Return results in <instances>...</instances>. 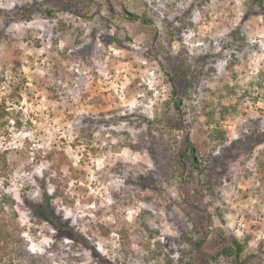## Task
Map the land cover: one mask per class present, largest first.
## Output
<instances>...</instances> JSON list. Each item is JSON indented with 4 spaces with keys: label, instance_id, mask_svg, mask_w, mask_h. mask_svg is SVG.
Returning a JSON list of instances; mask_svg holds the SVG:
<instances>
[{
    "label": "rangeland",
    "instance_id": "obj_1",
    "mask_svg": "<svg viewBox=\"0 0 264 264\" xmlns=\"http://www.w3.org/2000/svg\"><path fill=\"white\" fill-rule=\"evenodd\" d=\"M34 1L55 16L0 18V218L24 250L13 264H231L211 258L232 238L242 264H264V143L245 144L264 132L253 0H0V10ZM187 137L198 169L180 158ZM45 196L98 258L36 217L30 205ZM13 248L0 243V260Z\"/></svg>",
    "mask_w": 264,
    "mask_h": 264
},
{
    "label": "trees",
    "instance_id": "obj_2",
    "mask_svg": "<svg viewBox=\"0 0 264 264\" xmlns=\"http://www.w3.org/2000/svg\"><path fill=\"white\" fill-rule=\"evenodd\" d=\"M253 4L258 6L261 14L264 15V0H253ZM110 9L111 12H113L114 9L113 5H110ZM55 14L56 11L54 9L45 8L42 5H39L38 1H34L33 3H27L22 6L13 8L11 9V11L8 12H6L5 10H0V18L3 17L2 15H5V17L7 18H13L16 19L17 21H27V22L31 21L35 17H40V16H46L48 18H52L55 16ZM126 16L134 21L139 19L138 15L129 13L128 11H126ZM172 80H173L172 84H174L175 86L173 89V93L176 95L178 94V86L175 83V78H173ZM182 103H183L182 99H177L174 102V106L179 113L181 111ZM229 112L230 109L226 107L220 108V115L222 116V120L226 119V116L229 114ZM205 114L207 117V123L211 124V122L214 121L216 114L214 102L208 104V107L205 108ZM7 115H8L7 102L3 100L0 102V128H2L6 124L5 119ZM262 143H264V132L262 133L259 132L258 134H255L253 137H250L245 140V144L251 145V148H253L255 145H259ZM196 152H197L196 145L190 140V137H187L185 149L184 151H181L179 153L180 158L184 160V157H187L188 160H191L193 167L198 169L200 167V162L196 157L197 156ZM30 207L34 211L37 218H39L41 221L49 222L54 227L55 231L59 235V236L57 235V238H60L61 235H66V239L73 241L75 246L81 245L86 247L91 252L94 258H98L99 255L98 250L94 248L90 242H88L83 237H81L69 223L63 222L55 215L49 197L45 196V199L40 203H36V202L31 203ZM11 227L12 224L7 223V221L3 218H0V243H4L8 245L9 243L13 242L18 244V249L17 248L12 249V253H11L12 255L9 261L0 260L1 261L0 264H13L14 256L17 253L23 255L24 250L22 249V247H20L22 245V239L17 234L11 231L10 229ZM230 240L232 244L228 247H225L215 256H212L211 258L212 262H219L221 256H225L227 258H230V260H232L231 264L243 263L241 259L244 252V246L236 238H232ZM197 247H200V244H198ZM173 263L174 261L168 258L167 264H173ZM32 264H35V262L33 261ZM190 264H194V263L191 261Z\"/></svg>",
    "mask_w": 264,
    "mask_h": 264
}]
</instances>
